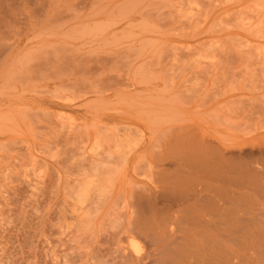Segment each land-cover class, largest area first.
<instances>
[{
	"label": "rangeland",
	"instance_id": "rangeland-1",
	"mask_svg": "<svg viewBox=\"0 0 264 264\" xmlns=\"http://www.w3.org/2000/svg\"><path fill=\"white\" fill-rule=\"evenodd\" d=\"M205 153L264 165V0H0V264H195Z\"/></svg>",
	"mask_w": 264,
	"mask_h": 264
},
{
	"label": "bare ground",
	"instance_id": "bare-ground-1",
	"mask_svg": "<svg viewBox=\"0 0 264 264\" xmlns=\"http://www.w3.org/2000/svg\"><path fill=\"white\" fill-rule=\"evenodd\" d=\"M197 158L200 163L193 169L196 172L198 181H204L205 184H198L200 190L197 191L194 188L196 191L191 190L190 193L188 192L189 194L186 193L187 196L185 194L177 195L180 198L179 200L187 204L190 201L193 202L190 206L182 208L181 211L183 214L192 215V219L195 221L193 235L196 240L195 242L191 241L194 246L196 243V247L190 246L191 251L194 253V255L191 254L194 257L193 261L196 262L195 264H264V165L260 166L259 162L257 164L262 168H257L258 166L256 167L255 165V169L251 167V171H246L241 168H235L234 166L236 165L234 164H232L234 168L224 165L228 162V159L225 161V156L221 154L205 153L203 156L198 154ZM253 160H251L252 163H254ZM252 163L251 165H253ZM189 184L191 183L189 182ZM192 185L188 186L191 187ZM195 186L193 185L192 187ZM172 198L173 204H175L174 198L176 197ZM179 200L176 201L180 202ZM169 218L171 219V217ZM146 221L148 222V219ZM177 222L179 223L180 221ZM148 223L153 224L154 220ZM166 226L168 225L162 222L158 231H165ZM155 227L152 229L155 230ZM149 228L151 229V227ZM132 230L134 229L132 228ZM178 230L180 232V229ZM183 232L185 231L182 230V235H186V232L184 234ZM167 234L166 237H172L171 227H168ZM184 242L186 243L187 241ZM189 243L186 244L188 245ZM173 246H175V243ZM193 247L194 251L192 250ZM178 248H181V245ZM181 249L189 252L185 250V247ZM165 251L167 252V250ZM169 253L170 251L166 254ZM175 254L177 256V252ZM178 259L179 261L181 259L182 264L187 261L190 262L189 257L185 261L181 253Z\"/></svg>",
	"mask_w": 264,
	"mask_h": 264
}]
</instances>
